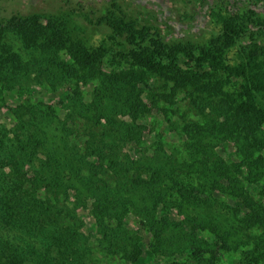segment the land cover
<instances>
[{
	"label": "trees",
	"instance_id": "1",
	"mask_svg": "<svg viewBox=\"0 0 264 264\" xmlns=\"http://www.w3.org/2000/svg\"><path fill=\"white\" fill-rule=\"evenodd\" d=\"M223 2L214 4L222 6ZM103 20L127 47L111 52L110 58L108 52L91 51L73 39L59 16L34 13L0 17V117L6 106L10 119L9 123L0 119V230L12 225L49 230L63 238L62 243L54 242L56 251L66 249L83 224L80 206L71 207L67 201L75 189L67 185L71 176L60 173L64 166L73 165L85 170L83 181L94 195L92 211L107 221L105 250L116 247L121 252L127 248L121 228L128 213L150 212L152 218L159 214L161 219L172 208L182 212L177 198L165 193L166 181L172 184L169 190L177 186L181 194L207 190L210 196L229 194L234 214L243 212L248 236L253 230L262 232L264 188L253 196L246 185L264 174V108L255 101L264 92V68L252 69L254 61L264 63V59H257L264 57V42L260 41L264 22L254 9L231 13L210 43L200 45L168 41L155 26L139 25L123 15H107ZM7 34L18 35L33 57L22 58L5 43ZM233 45H238L243 63L230 66L222 58ZM206 73L218 81L214 89L222 90L226 82L233 87L230 92L221 91L225 96L218 106L206 105L209 111L203 108L200 93V89L211 91V81L203 77ZM94 81L98 94L105 89L128 118L120 121L119 135L110 138L112 142L81 140L85 130L78 115L89 111L83 85ZM40 86L51 95L67 89V98L46 102L38 95ZM13 92L17 102L9 105L7 95ZM178 95L183 102L180 135L184 136L186 156H176L161 140L153 149L145 147L140 156L124 153L130 141L142 146L147 130L142 120L149 114L150 105L163 117L161 127L169 126L171 113L179 108L175 103ZM58 104L68 114V129L59 135L69 146L64 154L53 145L50 121H46L58 118ZM30 109L32 114L28 115ZM39 110L44 113L37 116ZM211 137L230 141L234 146L232 158L224 157L223 145L221 151H215L207 141ZM70 139L72 144H68ZM47 148V157L38 164V156ZM189 168L197 169L196 184L185 181ZM254 250L256 257L250 262L264 264L263 238L255 239ZM127 256L137 262L139 247ZM25 257L22 249L0 238V264H23Z\"/></svg>",
	"mask_w": 264,
	"mask_h": 264
},
{
	"label": "rangeland",
	"instance_id": "2",
	"mask_svg": "<svg viewBox=\"0 0 264 264\" xmlns=\"http://www.w3.org/2000/svg\"><path fill=\"white\" fill-rule=\"evenodd\" d=\"M215 2L217 3V0H0V17L27 16L34 13L59 16L66 22L73 39L81 41L91 51L100 50L103 54L108 52L109 58L111 52L127 47L113 36L111 28L103 20L107 15H123L135 20L139 25H153L168 41H190L200 45L210 43L220 32L224 18L231 13H244L248 9H254L257 17L264 22V0H224L222 6L214 4ZM260 33L263 35L260 41L264 42V26ZM241 41L246 43L245 37H242ZM4 42L10 44L22 58L30 59L34 55L31 50L23 47L16 34H7ZM222 59L230 66L243 63L238 45L231 46ZM261 68H264L262 61L256 60L252 63L253 70ZM203 77L212 84L209 85L211 91L200 89L202 103L205 105L203 108L209 111L206 105L218 106L225 96L221 91L230 92L233 87L226 82L222 90L214 89L213 86L218 81L209 73ZM215 82L217 83L214 84ZM95 83L97 84L94 81L83 85L84 100L89 106V111L80 112L78 115L85 130L81 140L86 142L95 138L112 142L114 140L110 138H117L119 135L117 127L120 121H128V118L113 104L105 89L102 94H98ZM37 89L40 98L46 102L67 98V89L57 90L55 95H51L41 86ZM9 95L6 103L16 104L17 96L14 92ZM22 98L24 96L19 99ZM181 99V95L176 97L175 103H178L179 108L171 113L172 122L167 128L161 127L163 117L150 105L149 114L145 121L142 120L147 124L142 146L130 141L123 152L140 156L145 147L153 149L161 140L168 149L176 152V156H186L184 136L180 135V107L183 105ZM255 101L258 107L264 108V92ZM146 102L149 104L148 100ZM175 105L169 107L174 109ZM26 113L32 114V109ZM43 113V110H39L37 116ZM2 114L0 119L9 123L6 106ZM57 115L55 121H46H50L48 129L53 135V145L60 154H64V149L69 146L59 135L63 132L62 129H68L69 124L66 122L67 111L60 109V104L57 105ZM101 129L103 132L100 134ZM207 141L215 147V151H221L220 145H223L224 157L232 158L234 146L230 141L220 137H211ZM68 144H72L71 139ZM48 151L49 148L45 150V155L38 156V164L47 157ZM195 168L188 169L186 182H199ZM60 173L64 177L71 176L67 185H72L76 190L70 193L67 201L71 207L80 206L78 212L83 224L74 232L72 242L62 252L56 251L54 242L62 243L63 238L49 230H25L14 225L0 230L1 239L10 240L24 251L27 260L23 261V264H253L250 261L257 253L254 250L255 239H264V229H260L262 232L253 230L248 236L243 224V212L240 215L234 214L229 194L210 196L208 190L194 195L186 192L181 194L177 186L169 190L168 187L172 184L166 181L165 193L177 198L182 212L172 208L170 214L163 215L161 219L159 214L157 219L152 218L150 212H143L142 215L138 211L128 213L121 228L122 233H125L124 242L127 248L121 252L116 247L105 250L103 246L107 221L99 213L92 211L94 195L89 185L83 181L85 170L78 166L66 165ZM263 188L264 174L259 180L246 185V189L253 196ZM189 191L193 189L190 188ZM148 205L151 207L150 203ZM135 246L139 247L141 256L137 262H132L127 255Z\"/></svg>",
	"mask_w": 264,
	"mask_h": 264
}]
</instances>
